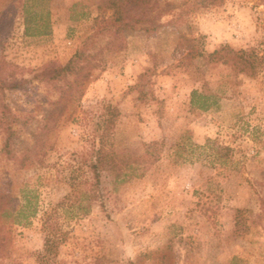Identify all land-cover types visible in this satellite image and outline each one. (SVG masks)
<instances>
[{
  "label": "rangeland",
  "instance_id": "rangeland-1",
  "mask_svg": "<svg viewBox=\"0 0 264 264\" xmlns=\"http://www.w3.org/2000/svg\"><path fill=\"white\" fill-rule=\"evenodd\" d=\"M26 1L50 11V35H25ZM155 2L115 36L102 31L112 0H0L3 56L19 77L79 53L89 75L60 104L61 83L0 89L14 132L7 153L0 121V195L27 190L38 207L27 227L0 221V264H264V0ZM205 84L220 101L201 112L190 100ZM107 105L120 112L108 146L160 159L119 181L101 173L91 213L73 216ZM57 206L68 237L49 257L42 223Z\"/></svg>",
  "mask_w": 264,
  "mask_h": 264
},
{
  "label": "trees",
  "instance_id": "trees-1",
  "mask_svg": "<svg viewBox=\"0 0 264 264\" xmlns=\"http://www.w3.org/2000/svg\"><path fill=\"white\" fill-rule=\"evenodd\" d=\"M200 1L204 3L210 1L211 4L217 3V0ZM111 6L114 8V13L109 19L103 21L102 31H114L115 36H118L125 30H135L137 25L145 23L147 17L154 11L156 2L155 0H112ZM22 10L26 36H47L51 34L49 10L45 14L33 12L32 5L27 1L22 4ZM216 54L218 52L213 53L211 56ZM82 59H84V55L79 53L64 65L55 62L49 63L38 71H32V73L34 72L33 78L28 80L23 76L19 77L21 70L6 61L3 56V46L0 43V89L19 90L30 81L48 84L61 83L59 87L60 100L56 104H60L65 99L72 100L75 88L81 86L83 80L89 76L88 73L83 74L85 67L82 65ZM243 63L246 64V67L248 66L246 60ZM249 68V70L253 69L252 67ZM219 101L220 98L217 94L212 93L205 84L200 90L192 91L190 105L196 110L207 112L218 108ZM104 111L105 113L95 123L96 135L91 152L86 155L81 163V170L84 168L86 179L78 185L82 189L71 194V197L77 199L72 211L73 216H88L91 213V203L99 199L101 173H113L116 181H119L124 178L126 169L138 167L146 172L160 159L159 152L151 147H147L144 155L133 160L118 156L108 145L120 112L117 107L112 105H107ZM10 116V109L4 106L0 121L7 120L4 123L7 127L5 128L6 141L3 147L7 153L11 152L10 143L14 135L9 124ZM49 117H52V113ZM72 179L73 181L78 180L75 175L72 176ZM21 194V199H17L11 193L0 195V221L9 220L13 225L23 228L31 224V220L38 213V207L34 200L36 197H33V193L27 190L21 191ZM65 199H68V197ZM55 208L52 212L45 213L46 217L42 223V229L45 233L44 255L49 257L57 256L59 248L66 242L68 237V234L60 229L57 218H53L58 206ZM101 262V259H94V262L90 264H102Z\"/></svg>",
  "mask_w": 264,
  "mask_h": 264
}]
</instances>
